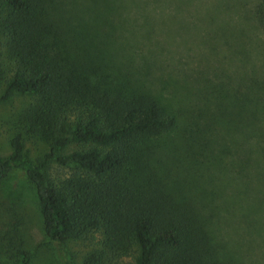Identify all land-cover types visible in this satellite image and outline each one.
<instances>
[{"label": "trees", "instance_id": "16d2710c", "mask_svg": "<svg viewBox=\"0 0 264 264\" xmlns=\"http://www.w3.org/2000/svg\"><path fill=\"white\" fill-rule=\"evenodd\" d=\"M172 6V0H0V102L30 95L21 121L48 141V150L32 158L15 134L11 152L0 154V182L16 169L25 173L49 239L85 242L81 264L125 257L133 264H252L222 260L194 207L181 204L153 171L151 141L173 129L176 118L151 92L132 89V79L104 57L82 56V28L96 15ZM254 18L264 37V0L256 3ZM244 98V123L252 132L258 101L254 105L251 93ZM206 130L183 129L193 154L209 145ZM250 160H233L237 175ZM31 260L32 252L21 249L11 264Z\"/></svg>", "mask_w": 264, "mask_h": 264}, {"label": "rangeland", "instance_id": "374dc122", "mask_svg": "<svg viewBox=\"0 0 264 264\" xmlns=\"http://www.w3.org/2000/svg\"><path fill=\"white\" fill-rule=\"evenodd\" d=\"M172 1L175 8L163 12L96 15L82 28V56L104 57L132 79V89L151 92L176 118L173 129L151 141L153 171L181 204L194 207L222 260L264 264V37L254 18L258 0ZM249 93L259 110L252 132L244 123ZM31 99L14 94L0 102L1 155L11 152L17 133L32 158L48 150L46 137L21 121ZM197 125L207 127L209 145L202 154L189 150L191 138L183 131ZM249 157L245 175H237L233 160ZM87 248L85 242L49 239L35 187L22 170L0 182V264H11L21 249L32 252L30 264H81Z\"/></svg>", "mask_w": 264, "mask_h": 264}]
</instances>
